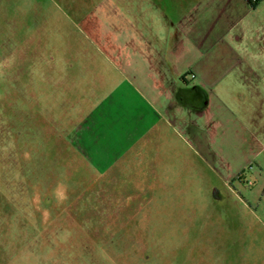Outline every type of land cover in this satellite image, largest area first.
Instances as JSON below:
<instances>
[{
    "label": "rangeland",
    "instance_id": "374dc122",
    "mask_svg": "<svg viewBox=\"0 0 264 264\" xmlns=\"http://www.w3.org/2000/svg\"><path fill=\"white\" fill-rule=\"evenodd\" d=\"M180 1L0 0V264H264V0L205 5L243 73L164 138L137 77Z\"/></svg>",
    "mask_w": 264,
    "mask_h": 264
},
{
    "label": "crops",
    "instance_id": "0c3cea01",
    "mask_svg": "<svg viewBox=\"0 0 264 264\" xmlns=\"http://www.w3.org/2000/svg\"><path fill=\"white\" fill-rule=\"evenodd\" d=\"M218 1L210 0L207 4L197 0L190 4V0H181L175 14L166 3L157 9L169 23H166L163 40L151 34L148 41L146 67L156 82L147 83L143 80L145 76L137 77L141 79V87L151 96L156 116L151 126L156 129L157 136L170 138L171 133L180 135L183 131L197 137L198 118L211 113L208 102L206 105L202 102V106L195 104L194 96L199 92H212L216 81L224 75L243 73L238 71V64L243 60L233 45L241 37L227 40L232 25L223 27L205 18V7L214 6Z\"/></svg>",
    "mask_w": 264,
    "mask_h": 264
},
{
    "label": "trees",
    "instance_id": "16d2710c",
    "mask_svg": "<svg viewBox=\"0 0 264 264\" xmlns=\"http://www.w3.org/2000/svg\"><path fill=\"white\" fill-rule=\"evenodd\" d=\"M248 1V3H250L251 5H254L256 2H257V0H255V1H253V0H247Z\"/></svg>",
    "mask_w": 264,
    "mask_h": 264
},
{
    "label": "built area",
    "instance_id": "2783aa9c",
    "mask_svg": "<svg viewBox=\"0 0 264 264\" xmlns=\"http://www.w3.org/2000/svg\"><path fill=\"white\" fill-rule=\"evenodd\" d=\"M192 76H193V74H192Z\"/></svg>",
    "mask_w": 264,
    "mask_h": 264
}]
</instances>
